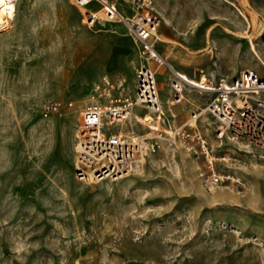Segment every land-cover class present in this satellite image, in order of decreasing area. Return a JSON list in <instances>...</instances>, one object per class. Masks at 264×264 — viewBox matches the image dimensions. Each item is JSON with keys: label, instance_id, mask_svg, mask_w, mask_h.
Listing matches in <instances>:
<instances>
[{"label": "rangeland", "instance_id": "374dc122", "mask_svg": "<svg viewBox=\"0 0 264 264\" xmlns=\"http://www.w3.org/2000/svg\"><path fill=\"white\" fill-rule=\"evenodd\" d=\"M23 1L0 30V264H264V146L203 129L213 165L233 176L210 189L199 176L204 156L165 140L120 178L75 176L82 107L94 103L105 75L122 96L133 95L140 47L118 22L88 26L72 0ZM149 7L161 18L162 97H171L169 65L202 81L243 68L264 76V0H150ZM199 98L193 89L165 106L166 124L144 129L131 116L132 125L167 134ZM49 100L73 105L46 114Z\"/></svg>", "mask_w": 264, "mask_h": 264}, {"label": "built area", "instance_id": "2783aa9c", "mask_svg": "<svg viewBox=\"0 0 264 264\" xmlns=\"http://www.w3.org/2000/svg\"><path fill=\"white\" fill-rule=\"evenodd\" d=\"M72 1L82 9L84 22L88 26L95 22H118L140 47L133 95L122 96L119 85L107 76H102L93 87V97L103 101L99 102V106L86 104L80 111L81 125L75 145V176L85 182L114 180L126 175L139 161L155 152L159 140H162L161 131L150 135L133 130L131 116L134 115L129 113L132 108L141 107L150 111L156 119L163 116L156 79L158 69L166 63L156 48L161 18L149 7L150 0H122L131 6L130 13L118 7L120 0ZM15 2L3 0L0 4L5 11L0 30L6 28L12 19ZM91 4H94V8ZM169 71L171 101L180 102L184 92L196 89L200 94V103L193 106L188 116L174 125L171 132L165 134V141L172 145L178 143L186 150L204 156L206 167L199 172V176L205 188L210 189L233 180L229 170L219 171L213 165L216 158L211 153L203 129L211 126L217 139L226 137L263 147L264 76L253 69L244 68L231 77H203V84L198 86L170 65ZM72 105L71 101L49 100L43 104L42 110L46 114H60ZM125 123L128 125L126 131L123 129ZM220 159L225 163L234 160L231 156H222Z\"/></svg>", "mask_w": 264, "mask_h": 264}, {"label": "bare ground", "instance_id": "6f19581e", "mask_svg": "<svg viewBox=\"0 0 264 264\" xmlns=\"http://www.w3.org/2000/svg\"><path fill=\"white\" fill-rule=\"evenodd\" d=\"M18 1V0H17ZM23 1V0H22ZM228 1V0H227ZM3 2V0H0V4ZM24 2V1H23ZM17 3H19V2H17ZM11 8H12V5L10 6ZM235 7V6H234ZM17 8V7H16ZM238 8V7H237ZM3 13H5V11H4V6H0V23H2V22H4V14ZM7 13V12H6ZM11 16H12V14H11V12H10V10H9V12H8ZM14 16V15H13ZM241 16L245 19L246 17H245V15L242 13V11H241ZM14 18V17H13ZM226 20V19H225ZM232 20V19H231ZM231 20H230V22H231ZM248 20V19H247ZM239 21V20H238ZM233 22V21H232ZM109 23V22H108ZM236 23H238V22H236ZM242 23V22H241ZM232 24V23H231ZM246 24V23H245ZM99 25V24H98ZM244 25V24H243ZM105 26V25H104ZM93 27V26H92ZM199 27H201V25L200 26H198V28ZM237 27V26H236ZM198 28H197V30H196V32L194 33V38L196 39V43H202L203 41H204V39H203V32L201 31V30H198ZM248 29V28H247ZM114 30V29H113ZM239 31V30H238ZM237 31V32H238ZM108 32V31H107ZM106 32V33H107ZM2 34V33H1ZM105 34V32L102 34V35H104ZM190 34V33H189ZM241 34V36H245V34L243 33V32H241L240 33ZM101 35V36H102ZM188 39V38H187ZM133 40V39H132ZM251 42H252V40H251ZM122 44H123V42H122ZM130 44V43H129ZM128 44V45H129ZM191 44V43H190ZM252 44V51H253V53L255 54V56L256 57H258V58H260L259 56H258V54H257V52L255 51V48H254V46H253V43H251ZM93 46V45H92ZM127 46V45H126ZM128 47V46H127ZM140 50V49H139ZM257 50V49H256ZM137 55V54H136ZM105 57V56H104ZM263 58V57H262ZM126 59V58H125ZM93 62V61H92ZM101 62V61H100ZM97 63V62H96ZM139 63V62H138ZM263 63V65H264V62H262ZM129 65V64H128ZM77 67V66H76ZM123 67H125V66H123ZM106 69V68H105ZM244 69V68H243ZM102 70V69H101ZM126 70V69H125ZM88 71H89V69H88ZM97 71V70H96ZM105 71V70H104ZM99 72H101V71H99ZM105 72H107V71H105ZM127 73V72H126ZM185 78H188L193 84H195V85H198V86H201L203 83V81L202 80H195L194 78H190V77H187L185 74H183V73H181ZM106 76V75H105ZM90 77V76H89ZM94 77H97L96 75L94 76ZM87 79V78H86ZM73 81V80H72ZM96 81V80H95ZM74 82V81H73ZM161 90H158V97H159V103H160V105H161V113L162 114H165V106H167V108L169 109V110H171L170 109V105L171 104H174L173 103V101H171V99H170V97L167 95V96H164V97H162V95H161V92H160ZM89 95V94H88ZM87 95V96H88ZM90 98V97H89ZM91 100H94L93 102L94 103H92V104H95V105H100L101 103H99V101H98V99L97 98H95V97H91ZM167 110V109H166ZM132 112V114L135 116V119H136V122H138V123H140V124H142L143 125V128L145 127L146 129H149L150 128V126H152V125H154L155 123H158V119H155L154 118V116H153V114L150 112V111H148V110H144L142 113L137 109V108H132L131 109V111L129 112V113H131ZM160 121L161 122H163L164 124H166L167 122L165 121V119H164V117L163 116H161L160 118ZM139 124V125H140ZM138 127V126H137ZM133 128V130H135L134 129V127H132ZM144 128V129H145ZM139 130H141V129H139ZM143 130V129H142ZM142 130H141V132H142ZM139 132V131H138ZM169 132H171V128H170V130H169ZM168 132V133H169ZM159 133V132H158ZM158 135V134H157ZM162 135V134H161ZM164 135V136H163ZM162 135V137H161V139H162V142L164 143V140L166 139V135L165 134H163ZM160 142H161V140H159ZM161 142V143H162ZM74 143V142H73ZM239 144V143H238ZM242 144V143H241ZM68 145V144H67ZM161 146V145H160ZM164 146V145H163ZM241 146V145H240ZM245 146V145H244ZM165 147V146H164ZM69 148V147H68ZM73 148V147H72ZM170 148V147H169ZM76 150V149H75ZM136 167H139V163L138 164H136ZM211 191V190H210ZM222 192V191H221ZM211 194H213V193H211ZM220 196V195H219ZM224 197V196H223ZM263 256V255H262ZM264 260V259H263Z\"/></svg>", "mask_w": 264, "mask_h": 264}, {"label": "crops", "instance_id": "0c3cea01", "mask_svg": "<svg viewBox=\"0 0 264 264\" xmlns=\"http://www.w3.org/2000/svg\"><path fill=\"white\" fill-rule=\"evenodd\" d=\"M200 103V98H199V101L197 103H194V102H191L192 105L196 106Z\"/></svg>", "mask_w": 264, "mask_h": 264}]
</instances>
